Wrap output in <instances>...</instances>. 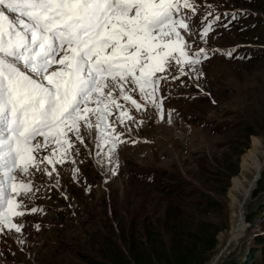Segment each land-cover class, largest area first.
<instances>
[{
    "label": "rangeland",
    "instance_id": "rangeland-1",
    "mask_svg": "<svg viewBox=\"0 0 264 264\" xmlns=\"http://www.w3.org/2000/svg\"><path fill=\"white\" fill-rule=\"evenodd\" d=\"M194 2L201 15L213 11L222 18L207 42L200 39V21L190 22V33L181 29L189 44L186 50L190 55L199 48L215 49L213 53L195 66L196 71L184 64L187 75H180L178 66L168 70L157 93L163 119L150 104L137 112L113 93L135 118L121 124L120 110L109 105L107 123L122 133L124 141L116 150L115 174L107 162L103 166L95 162L107 151V146L96 148L95 128L90 134L81 126L83 144L68 133L74 145L70 158L40 166L51 172V178L35 170L23 178L34 185L31 202L24 203L43 212L16 218L25 225L21 234L0 235V264H129L128 240L122 234L134 228L143 240V251L152 254L148 264H209L220 252L232 225L233 179L253 176L255 170H243L242 160L255 137L264 142V0ZM236 11L244 15L234 20L222 15ZM232 49L231 57L222 54ZM129 95L145 104L138 90ZM56 148L51 143L40 157ZM74 168L79 169L75 180ZM170 185L181 191L170 192ZM244 210L242 234L226 246L216 264H246L253 249L263 246L257 238H264V167ZM187 229L198 234L191 253L176 240ZM21 235L23 245L16 241Z\"/></svg>",
    "mask_w": 264,
    "mask_h": 264
},
{
    "label": "snow or ice",
    "instance_id": "snow-or-ice-1",
    "mask_svg": "<svg viewBox=\"0 0 264 264\" xmlns=\"http://www.w3.org/2000/svg\"><path fill=\"white\" fill-rule=\"evenodd\" d=\"M195 15L194 0H0V235L21 234L25 225L16 218L43 212L24 203L31 202L34 185L23 178L33 170L51 178L41 164L69 159L74 145L68 133L83 144L82 125L90 134L96 129L97 149L107 146L104 159L96 164L107 162L115 174L116 150L124 141L122 133L107 123L109 105L120 110L121 124L135 118L113 93L137 112L150 104L163 119L157 93L168 70L178 66L179 74L187 75L184 64L196 71L195 66L208 59L204 48L190 55L180 31L190 33ZM222 15L234 20L238 13ZM221 18L213 11L201 18V40L207 42ZM233 51L222 54L231 57ZM177 52L178 56L173 54ZM137 90L144 105L129 95ZM51 143L57 148L40 157ZM78 171L73 169L74 180ZM55 186L59 187V178ZM35 227L39 230L40 225ZM16 241L24 244L22 235Z\"/></svg>",
    "mask_w": 264,
    "mask_h": 264
},
{
    "label": "bare ground",
    "instance_id": "bare-ground-1",
    "mask_svg": "<svg viewBox=\"0 0 264 264\" xmlns=\"http://www.w3.org/2000/svg\"><path fill=\"white\" fill-rule=\"evenodd\" d=\"M264 142L255 137L253 139L252 148L244 155L242 160L243 170H255L251 178L245 175L236 176L233 179V185L231 188L232 198V225L231 230L225 235V240L220 252L214 256L209 264H216L217 260L220 259L222 254L226 251L228 244L235 243L244 230V202L249 197L253 185H255V176L264 167ZM252 170V171H253Z\"/></svg>",
    "mask_w": 264,
    "mask_h": 264
},
{
    "label": "trees",
    "instance_id": "trees-1",
    "mask_svg": "<svg viewBox=\"0 0 264 264\" xmlns=\"http://www.w3.org/2000/svg\"><path fill=\"white\" fill-rule=\"evenodd\" d=\"M242 14V12L238 13V16L240 17V15ZM237 16V17H238ZM179 186L176 185H170V192L174 193L176 191H181L178 190ZM180 188V187H179ZM191 194V193H190ZM192 201V200H191ZM195 201V200H193ZM197 204L200 205V202H197ZM138 230H136V228H134V231H131V233H123V237L128 240V249L130 251V255H131V260H129V264H148L150 262L151 256L152 254L150 253H146V251H143L142 247H143V240L140 239V237L137 235ZM150 232V231H149ZM187 234H185L184 236H182V238H178L176 239L179 246L191 253V250H193V248L189 247H194L193 245H196L198 243V234L194 232V230L192 229H187ZM181 237V236H180ZM189 240V243H183L181 240ZM257 241L263 246L262 247H256L253 249V253L252 255H250V262L254 261V259L256 261H260V264H264V238L263 237H258ZM188 245H192V246H188ZM197 247V246H195ZM249 261L246 262V264H252ZM101 264H106L105 262H100Z\"/></svg>",
    "mask_w": 264,
    "mask_h": 264
},
{
    "label": "water",
    "instance_id": "water-1",
    "mask_svg": "<svg viewBox=\"0 0 264 264\" xmlns=\"http://www.w3.org/2000/svg\"><path fill=\"white\" fill-rule=\"evenodd\" d=\"M260 175H261V171L258 172V174L255 176V183L258 182V179H259Z\"/></svg>",
    "mask_w": 264,
    "mask_h": 264
}]
</instances>
